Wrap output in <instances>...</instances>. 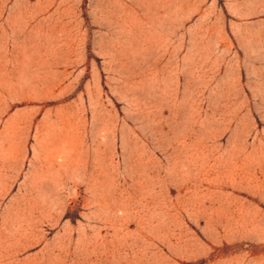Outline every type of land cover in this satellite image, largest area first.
Instances as JSON below:
<instances>
[{
	"label": "rangeland",
	"instance_id": "rangeland-1",
	"mask_svg": "<svg viewBox=\"0 0 264 264\" xmlns=\"http://www.w3.org/2000/svg\"><path fill=\"white\" fill-rule=\"evenodd\" d=\"M0 264H264V0H0Z\"/></svg>",
	"mask_w": 264,
	"mask_h": 264
}]
</instances>
